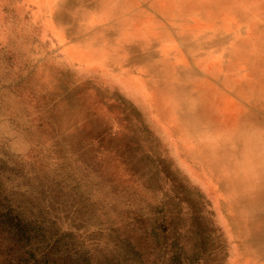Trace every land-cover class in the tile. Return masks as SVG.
<instances>
[{
    "label": "rangeland",
    "instance_id": "rangeland-1",
    "mask_svg": "<svg viewBox=\"0 0 264 264\" xmlns=\"http://www.w3.org/2000/svg\"><path fill=\"white\" fill-rule=\"evenodd\" d=\"M261 239L264 0H0V264H250Z\"/></svg>",
    "mask_w": 264,
    "mask_h": 264
},
{
    "label": "bare ground",
    "instance_id": "bare-ground-1",
    "mask_svg": "<svg viewBox=\"0 0 264 264\" xmlns=\"http://www.w3.org/2000/svg\"><path fill=\"white\" fill-rule=\"evenodd\" d=\"M224 11H226V12H228L229 10L228 9H226V10H224ZM207 13V12H206ZM216 13V12H215ZM235 17V22H237L238 24H240V23H242L241 21H242V18H243V15L242 14H239V15H237V16H234ZM204 20V18H198V20H201V21H203ZM208 25L210 26V27H213V28H215L214 26H215V22H213V20H211L209 23H208ZM217 27H220V28H218L219 29V31H220V33L221 34H223V33H226V32H228V33H230L229 32V27H226V26H222L221 24H220V26H217ZM195 28L196 29H201V30H203L204 31V29H202V28H200L198 25H197V23H195ZM216 35H214L213 37H212V39L214 40V39H216ZM157 69H160V70H157V72L159 73V75H166V74H169V71H170V69H172V66H169V65H164V66H159V67H157ZM174 71V69L171 71V73ZM171 73H170V75H171ZM260 241H264V240H260ZM263 251L264 250H262V251H259V252H256L255 253V255H253L252 257H250V259L248 260V262L250 263V264H264V255H263ZM197 252V251H196Z\"/></svg>",
    "mask_w": 264,
    "mask_h": 264
}]
</instances>
